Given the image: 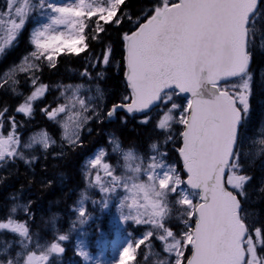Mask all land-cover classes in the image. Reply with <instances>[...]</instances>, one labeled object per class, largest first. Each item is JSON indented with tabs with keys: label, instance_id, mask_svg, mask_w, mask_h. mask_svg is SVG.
I'll list each match as a JSON object with an SVG mask.
<instances>
[{
	"label": "snow or ice",
	"instance_id": "1",
	"mask_svg": "<svg viewBox=\"0 0 264 264\" xmlns=\"http://www.w3.org/2000/svg\"><path fill=\"white\" fill-rule=\"evenodd\" d=\"M125 2L72 0L70 4H56L52 0H22V3L6 0L4 15L9 17L10 26L7 38L0 42V55L5 53L7 46L24 28L26 19L35 12L33 19L39 23L31 35V43L36 49L31 56L37 60L44 56L51 66H55L56 54L66 51L79 55L89 47L85 32L89 25L85 17L88 20L96 17L91 39L98 40V34L106 31L104 25L114 23L119 26L122 23L126 13L121 6ZM13 10L18 21L12 18ZM259 16L258 0H157L150 13L145 14V22L140 23L137 18L134 23L138 27L123 35L124 76L130 89V95H125L123 101L130 102L114 104L107 117L111 119L118 109H124L128 114L146 113L139 123L148 124V113L163 110L170 103L156 128L167 133V143L176 138L173 124L183 126L179 133L182 146L178 152L187 179L181 178L174 164L166 162L167 153L160 152L155 142L150 144L152 155L147 166L142 168L140 163H135L140 157L134 149L122 150L117 138H109L115 152L123 151L125 172L114 174L109 163L103 162L105 152L100 150L89 161L90 166L93 169L99 166L111 180L105 184L97 173L94 181L89 182L90 188L98 187L104 194L101 201L93 200L92 203L107 208L111 199L118 201L119 217L115 223L119 226L116 230L123 236L125 228L122 226L129 221L137 226L151 227L134 241L132 234L128 233L123 244L118 242V259L108 264L135 261L141 245L148 242V247L152 248L153 237L167 254L164 259L154 260L153 264H264V254L258 253V247H264V226H256L243 207L249 198L247 185L252 177L241 171L244 165L240 163L239 134L240 126L249 114L251 76L248 69ZM261 50H264V42ZM111 51L108 48L102 53L105 66L111 63ZM20 70L27 69L21 67ZM81 75L88 76L89 73L85 71ZM97 76L104 78L102 72ZM32 83L36 85L35 77ZM81 87L78 85L76 89ZM46 89L43 84L36 86L15 111L25 117L31 116L33 101L43 96ZM96 93L103 98L99 85ZM181 94L189 97L182 109L174 99ZM78 102L83 111L89 110L84 99ZM177 109H181L178 119L174 116ZM6 112L7 107L0 111V128L4 127ZM63 112H66L64 106L51 112L45 110L50 120ZM75 115L79 117L80 113ZM97 119H100L99 115ZM8 123L10 131L7 135L0 133V166L17 159L25 164L32 163L36 157L29 159L24 151L19 150L21 139L16 131L19 125L15 116L10 117ZM74 124L77 129L81 126L79 119ZM73 135L78 138L77 133ZM65 139L75 143V139L68 135ZM259 143L264 144V140ZM34 144L47 150L50 141L44 134L39 139L33 137L30 142L23 143V148H32ZM120 189L125 193L123 196L118 195ZM89 198L82 193L78 208L81 218L86 217L83 202ZM21 208L31 218L28 205L14 203L9 215L0 220V232L6 231L17 238L8 241L0 250V264H50L53 256L59 257L66 251L60 242L68 241L69 235L54 232L55 239L50 244L42 242L39 237L34 238L27 222H18L14 218ZM56 219L53 216V228ZM172 219L184 225L179 233L169 226ZM190 221H194V227ZM79 222L83 225L86 219ZM14 244L19 245L20 250L13 255L10 250ZM187 251L190 255H186ZM79 255L90 259L86 252Z\"/></svg>",
	"mask_w": 264,
	"mask_h": 264
},
{
	"label": "trees",
	"instance_id": "2",
	"mask_svg": "<svg viewBox=\"0 0 264 264\" xmlns=\"http://www.w3.org/2000/svg\"><path fill=\"white\" fill-rule=\"evenodd\" d=\"M156 3L157 0H126L125 5L121 6L122 11L126 13L122 23L119 26L114 23L104 25L106 31L98 34V40L91 39V36L94 35L92 29L95 27L96 17L91 20L85 17L89 25L85 29L88 35L86 43L89 45L85 52L79 55L70 54L66 51L56 54L55 66H51L45 60H39V68L34 75L37 80L36 85H46L47 89L43 96L34 102L37 111V126L45 128L57 144L49 146L47 150L34 148L30 151H24L29 159L33 156L36 157L30 164H25L22 160L17 159L15 162H8L0 166V220H4L9 215V210L14 203L28 205L31 218L24 213L22 208L17 211L14 218L17 221H26L30 234H33L34 237L46 240L47 236L50 235L48 227L51 226V218L55 215L57 217L56 227L50 240L55 239L54 232L69 235L70 239L66 242H60L66 251L59 257L53 256L50 264H81L80 256L74 251V240L78 235L74 207L77 204L80 190L85 187L82 163L97 147H108L105 143L107 133H115V136L120 139L121 144L125 147L135 146L143 152L145 158L148 156L150 144L155 142L160 151L167 153L164 157L166 162L177 164L181 177L185 178L176 153L180 147L178 134L182 127L173 124L175 141L165 143L167 133L156 128L161 114L160 109L147 114L149 116L148 124L139 123L145 118L146 113L126 115L121 109H118L114 120L106 117L107 112L114 104L129 102L123 101L125 95H130V90L127 88L124 76L125 53L122 37L125 33H130L138 27V24L134 23L137 18H139L140 23L145 22V14H149ZM258 7L260 10V16L256 20L258 31L254 37L248 69L251 76L249 114L246 121L240 126L239 134L241 138L240 163L244 165L241 171L252 177L247 185L249 198L244 202L243 207L248 218L256 226H264V191H261L264 188V144L259 153L255 149L257 131L264 117V50H261L259 44V38L264 34V0H258ZM128 16L131 19H128ZM19 36L24 42L26 41L25 30L21 31ZM108 48L112 50L110 54L111 63L105 66L102 63V53ZM24 51L22 50L21 53L7 59L3 65L12 64ZM93 63L96 64L95 67L92 66ZM85 71L89 73L88 76L81 75ZM98 72L103 73V79L97 76ZM22 78L21 75H17L18 85H20L19 80L21 81ZM24 81L21 82V88L25 91V95L29 88L25 87ZM79 82L96 83L102 88L104 103L99 106L98 115H104L105 118L102 119L101 117L99 121L96 119L97 116L93 118L82 129L78 143L66 145L59 140L58 120H50L45 114V110L51 112L53 108L63 106V101L60 98L61 89L67 84H78ZM174 99L176 102L183 103V99L179 96L174 97ZM15 102H17V97H14L9 91L0 89V109L12 108ZM113 158L110 155L107 159L112 161ZM89 195L90 198L85 203V210L93 217L86 220L81 231L83 230L88 252L96 253L94 243L96 240H100L98 242H103L105 246V257L109 258L113 229L107 223V213L99 214L94 207L90 206L89 202L93 198V194L90 193ZM12 197L16 199L13 200ZM190 222L193 224L194 221ZM169 226L177 233L184 228V225L176 219H172ZM124 228V236L131 233L133 241L139 238L142 233L141 227L133 226L131 223L124 225ZM15 239L17 238L11 233L0 232V246L2 244L6 246L8 241H15ZM151 244H154L155 247L150 248V251L149 247L147 248L148 242L141 245L136 260L130 261L129 264H152L154 260L166 257L154 237ZM15 246L13 245L10 250L13 255L16 251ZM189 252L187 251L186 255H189ZM258 253L264 254V247H258ZM146 256L147 259H145ZM101 264L106 263L103 261Z\"/></svg>",
	"mask_w": 264,
	"mask_h": 264
},
{
	"label": "rangeland",
	"instance_id": "3",
	"mask_svg": "<svg viewBox=\"0 0 264 264\" xmlns=\"http://www.w3.org/2000/svg\"><path fill=\"white\" fill-rule=\"evenodd\" d=\"M52 2L56 3V4H70L72 2V0H52ZM18 3H22V0H18ZM6 11H7L6 0H0V42H2L4 39L7 38V34H8L7 33V29L10 26L9 17L4 15V13ZM35 16H36V13L33 12L31 14V16H29L26 19V24H25L24 28L21 30V31L25 30V33L27 35L25 42L28 43L30 48L27 50V52L23 53L12 64L7 65V66L3 65L4 67L3 66L0 67V83H2V81H4V80H8L7 86H9L10 88L13 87L16 90H19V87L17 88V84H18L17 75H21V77H26L27 78V83H29L28 87H32V88L29 89L28 93L24 96V99L31 95V93L35 90L36 86H39V85H35L34 86L33 83H32V79L34 78L35 72L39 68V60L42 59V60H45L46 63H50L47 59L44 58V56H41L39 60H37L36 58L31 56V53L36 51L35 46L31 43V35H32V32H33L35 26L39 23L38 20L33 19V17H35ZM12 18L13 19H17V21H18V18L15 17V15H14V10H13ZM60 30H64V29H60ZM259 40H260L259 44L261 46L262 42H264V34H262L260 36ZM25 42L22 43V44H25ZM45 55H47V53H45ZM28 65H37L38 67L37 68H30V67H28ZM21 67H24L27 70L21 71L20 70ZM68 85H71L72 88L71 89L66 88V86H68ZM78 85H82L83 87H81V88H79L77 90L76 86H78ZM97 85H99V84L91 83V82H84V83L79 82L78 84L77 83L76 84H67V85H65V87H63L61 89L60 98L63 101V106L66 108V112L59 113L55 119L58 120V126L60 128L59 140L62 143H65L66 145H75V144H77L79 139H80V134H81V131L84 128V126H86L89 122H91V120L93 118H95L98 115V112L96 111V109L99 110V106H102L104 102H103V98L101 99V97L96 93V86ZM101 90H102V88H101ZM74 91H76V96L75 97L73 96V92ZM102 93H103V90H102ZM89 96H92L93 99L89 100L88 99ZM79 99H84L88 103V108H89L88 111H83L81 109V107L79 105V102H78ZM182 99H183V103L182 102H177L181 106V109L184 106H186V103H187V99H185V98H182ZM35 101H37V100H35ZM35 101H33V102H35ZM170 106L171 105L169 103L167 105V107H165L163 110L160 111V113H161L160 117L163 115V111H166L167 108H169ZM58 107H60V106H58ZM181 109H177L174 112V116L177 119L179 118ZM53 110H54V108H53ZM78 112L80 113L79 117H77L75 115ZM99 116H100V118L102 117V119L105 118L104 115H99ZM84 117H87L88 119L86 121H84V119H83ZM106 117H107V115H106ZM160 117H159V119H160ZM77 119H79V121L81 122V126L78 129L75 127V124H74V121L77 120ZM111 119L114 120L115 116L113 118H111ZM97 120L99 121L100 119H97ZM37 124L32 129V131L30 133H28L27 135L24 134L21 137V148L19 150H21V151H30V150H32L34 148L43 149L42 145H40V144H34L32 148L24 149L23 148V143L30 142L33 137H36L37 139H39L44 134L47 135V137H48V139L50 141L49 146L57 144L56 140L50 134H48V132L45 130V128L38 127ZM176 125H179V126L183 127L182 125H180L178 123ZM66 127H67V133L65 132V128ZM180 131H182V128H181ZM180 131H179V133H180ZM74 133L78 134V138H77V136L73 135ZM257 133H258V137L255 139V149H257L256 152L259 153L261 148H262V146H263V144L259 143V141L264 140V117H263V120H262V122H261V124H260V126L258 128ZM2 134L7 135V133H2ZM65 135H68L69 137H72L73 139H75V143L74 144L70 143L68 139H65ZM110 137H115V138H117L120 141V139L117 136H115V133H111V134L107 133V135L105 137V140H106L105 143L108 144V147L107 148L105 146L97 147L96 149H94L91 152V154H89L84 159V161L82 163V173L84 174V179H85L84 186L85 187L80 190L79 196H78V199H77V204L74 207L75 218H76V222L78 224V230H77L78 231V235L75 237V240H74V243H75L74 244V251L78 255H79L80 252H86V253H88V256H89L90 259L86 260L83 256L79 255L80 258H81V264H101V262H103V261L106 264H108L109 261H111L113 259H118L117 253L120 250V248L118 247V242H121V244H123V239L127 237V234L125 236H122L121 232L116 230L119 227L118 224L115 223V221H118V217H119V213L117 212L118 201L115 198L111 199L109 201V204H108L107 208H103L102 205L99 204V203L94 205L92 203V201L93 200L101 201L103 199V197H104V194H102L99 191L98 187H92V188L89 187V182L90 181H94L95 176L97 175V173H99V175L101 176L102 181L105 184H108V182L111 180V177H107V176L104 175L103 170L99 166H97L96 169H93L90 166L89 161L92 158H94V156L97 155L100 150H104L105 156L103 157V162L109 163L110 168L114 171V174L121 175L122 173L125 172L124 165H125L126 162L123 160V151L115 152L113 150L114 149V145L112 143H110V140H109ZM178 138H180L179 134H178ZM51 141H55V143H51ZM120 144H121V141H120ZM121 147H122V150H125V151L128 150V149H134L135 152L140 157V159L137 160L135 163H140L142 168H145L147 166V163L149 162V158L152 155V153L150 151V148H148V152H147L148 156H147V158H145L143 156V152L139 151L135 146H127V147H125V146H123L121 144ZM160 152H162V151H160ZM110 155H112L114 157L112 161L111 160L109 161L107 159ZM167 163H169V162H167ZM180 163H181V161H180ZM169 164H174L176 166V168H177V164H175L173 162L169 163ZM133 166H135V164H133ZM181 167H182V163H181ZM177 170L179 172L178 168H177ZM128 174L130 175L131 173H128ZM179 174H180V172H179ZM142 178L146 179V177H142ZM182 187H186V186L182 185ZM82 193L87 194L89 197H90L89 194L92 193L93 194V198L90 199V202H89L90 206L94 207L96 209L97 213H99V214L107 213V223L113 229V239L111 241V250H110V257L109 258L105 257V246H104L103 242H98L100 240H96V242L94 243V247H95V250L97 252L94 253V254L88 252L87 245H86V240H85V237H84L83 232H82L83 230L81 231V227H83L84 224L83 225L80 224L79 221L81 219L90 220L93 217V215H90L85 210L86 211V217H84V218L79 217L78 208L80 206L79 202L82 200ZM124 194L125 193H124L123 189L118 190V195L123 196ZM86 201H88V200H86ZM86 201L83 202L84 208H85ZM194 202H195V200H194ZM178 207L179 206H177V208ZM53 216H55V215H53ZM53 216H52V218H53ZM52 218H51V222H52ZM185 219H187V217H185ZM18 222H21V221H18ZM128 223H131L133 226H137L134 223H132L131 221H129ZM189 223H191V222H189ZM122 227H124V225ZM139 227L142 228V233L139 235V237H141L144 234V232L146 230H148L151 226L150 225H139ZM48 229L50 231V235L47 236L46 240H42V239H40V240L42 242H47L48 244H50L54 240V239L50 240V237L52 235V232L55 230V228H53L52 223H51V226L48 227ZM81 235H83V236H81ZM34 238H36V237H34ZM14 245H16V244H14ZM158 246L163 251V246L161 245V243L159 241H158ZM5 247L6 246L2 244L0 246V250L4 249ZM15 247H16V251H15V253H16L17 251L20 250V248H19V245H16ZM153 247H155L154 244H152V249H153ZM147 248H148V245H147ZM149 251H150V248H149ZM164 254H166V253H164ZM162 256H164V255H162ZM166 256H167V254H166Z\"/></svg>",
	"mask_w": 264,
	"mask_h": 264
},
{
	"label": "flooded vegetation",
	"instance_id": "4",
	"mask_svg": "<svg viewBox=\"0 0 264 264\" xmlns=\"http://www.w3.org/2000/svg\"><path fill=\"white\" fill-rule=\"evenodd\" d=\"M22 42L24 43V41L21 39V36H19V34H17L16 39L13 41V43L9 46H7L6 51L4 54L0 55V67L3 66L4 62L7 59H10L14 56H16L17 54L21 53L22 50H25V52H27V50L30 48L28 43L25 42V44H22ZM21 56V55H20ZM19 56V57H20ZM18 57V58H19ZM25 80V87L31 89L32 87H28L27 83V78L23 77L22 80L20 82V85L17 84V88L19 87V90L13 91V87L10 88L9 86H7L8 84V80H4L2 81V83H0V89L2 90H6L9 91L14 97H17V102L14 103L12 108H8V112L5 113V116L3 117L5 124L3 128H0V133H8V131H10V124L8 123V119L12 116H15V119L18 123V128H17V134L19 135L20 139L24 134H28L32 131V129L36 126L37 124V111H36V106L34 105L33 102V112L31 114V116L29 117H25L22 113H17L15 111V109L22 103H24V96L28 93H26L24 95L23 88L21 85V82ZM5 108V107H4ZM4 108L0 109V111H2Z\"/></svg>",
	"mask_w": 264,
	"mask_h": 264
},
{
	"label": "water",
	"instance_id": "5",
	"mask_svg": "<svg viewBox=\"0 0 264 264\" xmlns=\"http://www.w3.org/2000/svg\"><path fill=\"white\" fill-rule=\"evenodd\" d=\"M130 90V89H129ZM180 97H182V98H185V99H188L189 97H188V94H181V95H179ZM124 112H125V114H127V115H129L124 109H122ZM182 146V139L180 138V147ZM177 155H178V157H179V160L181 161V163H182V171H183V173L185 174V180L187 179V174H186V172L184 171V168H183V161H182V159L180 158V156H179V152H178V150H177ZM186 186V185H185ZM187 187V186H186ZM193 227H194V224H193ZM189 255H190V253H189Z\"/></svg>",
	"mask_w": 264,
	"mask_h": 264
}]
</instances>
